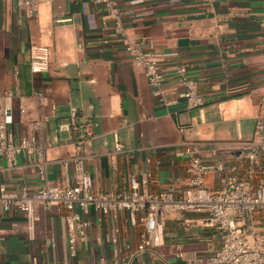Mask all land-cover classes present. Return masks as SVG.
<instances>
[{"label": "crops", "instance_id": "0c3cea01", "mask_svg": "<svg viewBox=\"0 0 264 264\" xmlns=\"http://www.w3.org/2000/svg\"><path fill=\"white\" fill-rule=\"evenodd\" d=\"M118 1L129 39L150 52L172 54L160 60L166 83L178 65L196 80L205 99L202 120L184 102L159 104L123 47L102 43L111 37L112 23L94 0H34L38 10L32 17L18 0H0V117L2 111L11 116L7 131L15 140L33 136L43 147L51 184L72 182L70 161L76 158L96 192H122L132 177L145 175L152 192L178 196L186 181L184 143H200L207 163L231 165L241 142L253 134L264 85V0ZM61 18L69 20L56 22ZM32 46L47 48V72H31ZM72 108L78 129L57 132ZM16 161L10 167L0 158V182L7 191L36 189L33 164L24 155ZM263 173L264 157L256 169L258 183ZM207 182L217 181L209 176ZM206 217L171 212L160 245L128 263L214 264L209 257L220 239L203 225ZM83 218L89 222L85 240L67 259L64 228L53 210L34 203L28 219L0 206V264H112L114 247L124 255L123 244L135 242L124 212L91 211ZM254 225L264 229V219ZM114 228L116 245L109 240ZM48 238H54V248L45 244Z\"/></svg>", "mask_w": 264, "mask_h": 264}, {"label": "built area", "instance_id": "2783aa9c", "mask_svg": "<svg viewBox=\"0 0 264 264\" xmlns=\"http://www.w3.org/2000/svg\"><path fill=\"white\" fill-rule=\"evenodd\" d=\"M94 3L104 8V18L112 23L111 37L102 43H118L123 47L135 65L142 69L151 95L159 104L170 106L184 102L189 109H196L202 120L205 99L187 68L184 65L175 67L171 74L172 83L167 84L168 78L160 67V60L172 54L150 52L142 43L129 39L124 33L123 11L118 0H94ZM18 4L27 17L37 13L38 5L34 0H18ZM68 20L61 18L56 22ZM29 65L32 73L47 72V48L32 46ZM258 106L253 134L250 139L241 142L236 163H207L200 156V143H184L182 154L186 157V181L178 196L171 191L152 192L145 175L141 179L132 177L128 188L122 192H96L91 175L80 171V161L76 158L70 161L74 168L72 182L51 184L43 147L33 136L15 140L7 131V125L12 122L11 116L2 111L0 158L14 167L18 156L27 157L35 167L39 186L32 191L23 187L15 192L7 191L5 184L0 182V206L5 212L18 211L28 219L32 218L34 203L53 210L57 222L64 228L67 259L75 256L77 242L85 240L89 222L83 216L91 211L102 216L124 212L130 229L137 236L133 245L129 242L123 244L127 251L124 255L114 247L112 264H129L132 258L158 247L164 220L171 212H203L207 214L203 225L216 231L220 239L219 247L209 257L211 263L264 264V229L254 225L255 221L264 219V173L262 183L255 179L256 169L264 157V85ZM39 124L36 123L35 127ZM77 129L76 111L72 108L68 120L60 122L56 131ZM85 132L88 130L85 129ZM114 147L120 150L116 135ZM241 168L243 171L239 172ZM209 176L214 177L216 185L208 184ZM75 208L78 212L74 211ZM246 218L253 221L246 222ZM118 232V228H114L109 238L113 245L118 242ZM45 244L54 248L56 242L54 238H48ZM32 264L39 263L35 261Z\"/></svg>", "mask_w": 264, "mask_h": 264}]
</instances>
